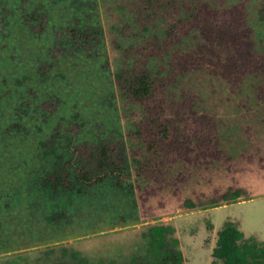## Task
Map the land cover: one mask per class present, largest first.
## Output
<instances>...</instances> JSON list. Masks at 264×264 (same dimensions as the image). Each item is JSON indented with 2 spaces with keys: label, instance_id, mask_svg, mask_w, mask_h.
Masks as SVG:
<instances>
[{
  "label": "rangeland",
  "instance_id": "374dc122",
  "mask_svg": "<svg viewBox=\"0 0 264 264\" xmlns=\"http://www.w3.org/2000/svg\"><path fill=\"white\" fill-rule=\"evenodd\" d=\"M167 1L0 0V264H223L216 238L228 224L239 231L233 252L264 251V104L251 77L238 80L224 54L199 47L195 29L145 58L175 138L159 165L135 170L140 111L121 98L114 72L128 45L163 40L176 15L159 8ZM181 1L210 21L247 24L264 52V0H174L180 15ZM36 8L45 13L42 32L24 21ZM76 24L95 27L98 42L73 51L67 29ZM55 129L74 144L116 142L123 188L106 182L82 195H45L38 181L51 158L40 142ZM199 134L216 137L200 147ZM54 213L65 216L51 222Z\"/></svg>",
  "mask_w": 264,
  "mask_h": 264
},
{
  "label": "trees",
  "instance_id": "16d2710c",
  "mask_svg": "<svg viewBox=\"0 0 264 264\" xmlns=\"http://www.w3.org/2000/svg\"><path fill=\"white\" fill-rule=\"evenodd\" d=\"M181 4L185 10L183 15L177 14L179 10L174 0L159 5L160 9L170 8L176 14L165 28L163 40L153 35L144 46L128 45L122 50L114 72L121 98L131 107L137 106L140 111V117L131 129L137 147L142 150L141 155L132 157L140 176L152 165L161 163L175 138L174 121L163 110L164 102L160 97L163 91L158 82L160 78L145 65V58L166 53L170 46L179 45L191 37L194 29L203 39L200 48L210 51L216 49L220 59L224 54L225 69L232 70L238 80L246 77L254 80V93L264 104V52L255 48L251 28L245 23L241 27L232 25L227 19L210 21L201 13L203 11L199 10L198 4L184 1ZM24 21L35 24L36 31L42 32L45 28V13L40 8L33 9L24 14ZM67 36L75 52L88 49L98 42V31L91 25L68 27ZM215 137L199 134L195 140L200 147H207ZM40 145L44 154L51 158L50 169L38 181L45 195L52 198L67 194L82 195L92 186L106 182L111 187L123 188L124 159L116 142L96 139L74 144L68 135L55 129ZM237 196V191L233 194L226 192L221 195V200ZM64 216V213H54L48 220L55 222ZM238 237L239 231L231 224L218 230L217 257L223 264H264V251L256 255L232 251ZM133 263L160 264V261L158 258H145L134 260Z\"/></svg>",
  "mask_w": 264,
  "mask_h": 264
}]
</instances>
